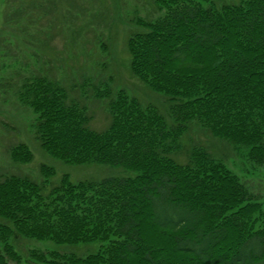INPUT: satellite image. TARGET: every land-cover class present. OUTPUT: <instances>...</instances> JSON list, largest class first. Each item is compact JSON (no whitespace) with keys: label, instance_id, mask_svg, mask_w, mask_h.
I'll return each mask as SVG.
<instances>
[{"label":"trees","instance_id":"trees-1","mask_svg":"<svg viewBox=\"0 0 264 264\" xmlns=\"http://www.w3.org/2000/svg\"><path fill=\"white\" fill-rule=\"evenodd\" d=\"M62 2L74 17L78 0ZM155 5L159 15L137 18L125 48L131 76L165 98L167 113L103 81L90 89L107 114L98 130L88 105L54 76L34 75L18 87L20 102L35 113L32 131L43 152L124 173L77 182L63 173L50 183L55 170L41 164V181L4 176L0 264L19 263L16 236L99 245L83 256L70 253V264H264L261 202L222 160L185 139L196 126L264 167V0ZM9 154L16 163L33 159L23 142Z\"/></svg>","mask_w":264,"mask_h":264},{"label":"rangeland","instance_id":"rangeland-1","mask_svg":"<svg viewBox=\"0 0 264 264\" xmlns=\"http://www.w3.org/2000/svg\"><path fill=\"white\" fill-rule=\"evenodd\" d=\"M196 1L204 6L236 2ZM78 2L73 7L75 15L70 18L63 10L66 3L62 0H0V179L17 174L44 180L39 172L41 164L55 170L50 183L59 181L63 173L72 182L124 173L122 169L106 165L64 163L43 152L32 131L35 113L17 96V89L26 78L38 74L54 76L66 86L69 97L88 105L93 115L90 126L98 130L107 123V114L101 101L94 100L90 94L91 86L101 88L105 84L103 81L108 82L112 90L122 88L142 103H154L167 113L165 98L131 76L125 48V37L136 29L134 21L137 18L151 20L159 15L155 0ZM50 5L55 10L53 14H58L57 17L52 14L51 21L47 12ZM24 12L31 15L30 20L18 16ZM67 30L75 33L67 34ZM185 139L188 146L201 144L222 160L254 193L264 209V167L249 161L246 149L236 148L196 126L188 130ZM20 142L33 154L29 163H16L10 157L11 147ZM12 245L19 254V263L8 261V264H47L35 260L33 252L42 254L54 264H70L66 261L70 253L83 256L99 247L95 243L59 246L18 236L14 237Z\"/></svg>","mask_w":264,"mask_h":264}]
</instances>
